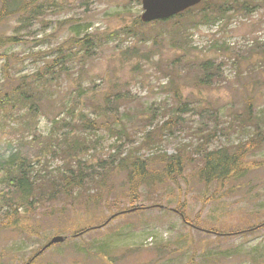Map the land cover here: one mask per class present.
Wrapping results in <instances>:
<instances>
[{
  "label": "rangeland",
  "instance_id": "obj_1",
  "mask_svg": "<svg viewBox=\"0 0 264 264\" xmlns=\"http://www.w3.org/2000/svg\"><path fill=\"white\" fill-rule=\"evenodd\" d=\"M215 1L225 13L210 11L203 19L201 10L184 13L187 8L167 24L142 21V0H23L26 11L0 20V34L16 39L0 48V89L56 60L35 117L0 112V160L12 151L37 152L32 169L47 175L59 173L70 155L74 167L99 177L84 192L87 207L78 194L73 203L69 197L67 216L58 198L43 205L34 198L38 213L14 203L0 208V264L27 263L55 235L68 239L32 264H264V227L252 231L264 223V136L248 146L257 130L241 121L249 99L264 133V0ZM76 36L88 54L72 53ZM180 57L190 62L177 63ZM81 116L97 125L67 137ZM60 117L69 121L65 129L52 127ZM148 131L162 140L136 153L153 169L134 170L135 194L134 174L128 177L118 161L129 163L121 159ZM218 149L241 164L233 179H224L229 182L212 178H223L218 167L201 168L209 150ZM173 155L182 165L167 175L164 167H176ZM7 191L0 177V193ZM135 206L140 209L72 237ZM12 209L16 218L9 217ZM233 231L242 233L218 234ZM103 247L109 256L99 252Z\"/></svg>",
  "mask_w": 264,
  "mask_h": 264
},
{
  "label": "trees",
  "instance_id": "obj_2",
  "mask_svg": "<svg viewBox=\"0 0 264 264\" xmlns=\"http://www.w3.org/2000/svg\"><path fill=\"white\" fill-rule=\"evenodd\" d=\"M207 0H202L199 5L193 6L188 8L186 11L193 10L198 8L201 10V18L205 19L206 15L211 11L216 13L217 15L223 14L226 12V8L222 3H217L215 0H212L211 4L206 3ZM23 2V0H22ZM20 0H0V20L5 18L6 15L9 13L10 15L17 12L26 11V6L23 5ZM233 4L235 5L238 0H232ZM240 4L245 6V3L241 0ZM10 7H14L10 9ZM183 12L173 16L176 17L174 19H179V15H182ZM171 17V18H173ZM170 21L169 19L164 20H156L152 22H161L167 24ZM150 22V23H152ZM77 28V27H76ZM79 33V31L77 32ZM15 37L11 35H4L0 34V48H3L6 44L14 43ZM74 46H78L77 50H72L73 54L79 53L81 50L82 53L88 54L89 47L85 40L78 39V37H74ZM4 54V53H3ZM0 53V57L3 56ZM8 58V57H7ZM6 58V59H7ZM87 60V58H85ZM188 59L184 57H180L177 59V63H188ZM10 68L7 67L6 64L3 66L4 72L7 74ZM56 73V60L53 63H45L42 67H40L35 73H33L30 77L29 75L25 77H21L22 81L17 83H11V87L6 90L0 89V112H4V116H8L9 114L19 113L23 118L25 117L26 121H29V117H35L41 111V97L43 94V88L47 83H50L54 78ZM52 77V79H51ZM208 73L205 71L202 74L201 82L205 83L208 82ZM4 79V78H3ZM187 82H192L194 79H189L188 77L183 79ZM5 94V96H3ZM10 110V113H7V110ZM244 113L246 114L247 118L241 119L242 122H247L248 125H251L255 130H257L254 136L250 139L248 146H256L260 143L258 136H264V133L261 132L262 124L259 121L258 115L255 113L253 109V104L251 100H247L244 106ZM69 124V121L65 118H56L52 121V127H56L58 129H65ZM97 125L96 122L93 120H89L84 116H81L76 123L73 124L75 126L74 129L67 130V137L71 135V131L73 130H82L85 131L89 128H95ZM125 127V126H124ZM166 127V122L163 124V128ZM162 133V131H161ZM23 136L20 137V147L23 143ZM161 135L155 136L152 131L146 132L140 139L139 145H133L131 151L128 156H124L122 160H129L131 164V170L128 173V177L131 174H134V170L137 169H147V164L143 159L137 156L136 152L144 146H150L154 142L161 141ZM73 142L76 141L74 138L71 140ZM69 141L66 138H62V143H68ZM85 144L80 143V148L83 149ZM52 148H56V143L52 145ZM20 149V148H19ZM245 150V148H243ZM21 150V149H20ZM207 151V150H206ZM206 151H203L206 153ZM210 152L207 154L205 159H202L201 162L203 166L201 167L204 170L206 166L211 165L212 167H218V174L221 175L223 178H217V175H213L212 178L220 183L227 182L224 179H231L229 174L231 173H238L240 169L239 161L234 158L232 155L228 154V151L223 149L218 150H209ZM49 155L44 154V156ZM34 157H38L37 152L34 155H30L25 153L22 155L20 151H15L9 153L8 157L4 160H0V177L2 178L3 182L7 185V189L9 191L0 193V208L8 206V208L12 205V203L16 205H20V208L24 207L26 210L28 208L31 209V212L38 213V207L34 202V198H39V202L43 205L44 201H54L55 198H58L60 201L63 202L65 209L64 216L68 215L67 206L71 205L74 202V198L76 193L81 197L80 202L84 204L85 207L89 205V197H86L84 192L87 190L88 186L93 183L97 182L99 179L98 176H95L93 172L91 173H83L81 168L74 167L72 165L73 158L69 155L67 158V164L63 167L59 173L48 172V174L38 173L35 175L33 171L32 164L34 163ZM172 164L174 166L171 169H167L164 167V172L168 175L174 172V174L179 173V170L182 165V158L181 156L173 155L171 158ZM32 162V163H30ZM88 176V177H87ZM136 175L134 174V182L131 192L138 194L139 185H137ZM86 181V182H85ZM151 183H156L155 180L151 181ZM85 184V185H84ZM85 186V187H84ZM72 196V203L68 204L69 197ZM93 197V195L91 196ZM84 199V201L82 200ZM47 203L45 211L43 214L48 212L49 206L51 203ZM60 207H58L59 211ZM13 210V209H12ZM11 210V211H12ZM17 213L13 210V213L9 214L10 218H16ZM25 215L28 213L24 212ZM179 214L181 215L184 221L187 220V216L184 214L183 211H180ZM43 216V215H42ZM98 224V223H97ZM105 224H98L93 227L85 228L79 232H76L72 235V237L80 236L81 233L90 230L91 228H98ZM257 226H254L256 228ZM252 228V230L254 229ZM65 232H71L70 230H63ZM215 232V231H212ZM238 231H233L230 234H234ZM242 232V231H240ZM225 235L228 233H224ZM106 256H109L110 248L103 247L99 251Z\"/></svg>",
  "mask_w": 264,
  "mask_h": 264
},
{
  "label": "water",
  "instance_id": "obj_3",
  "mask_svg": "<svg viewBox=\"0 0 264 264\" xmlns=\"http://www.w3.org/2000/svg\"><path fill=\"white\" fill-rule=\"evenodd\" d=\"M201 0H142L143 13L141 20L145 22L169 18ZM65 240L64 236H54L46 246Z\"/></svg>",
  "mask_w": 264,
  "mask_h": 264
},
{
  "label": "bare ground",
  "instance_id": "obj_4",
  "mask_svg": "<svg viewBox=\"0 0 264 264\" xmlns=\"http://www.w3.org/2000/svg\"><path fill=\"white\" fill-rule=\"evenodd\" d=\"M213 128H214V127H213ZM148 149H149V148H148ZM124 156H125V155H124ZM105 165H106V164H105ZM102 166H104V165H102ZM96 172H97V171H96ZM90 173H91V172H90ZM106 173H107V172H106ZM106 173H105V174H106ZM87 177H88V176H87ZM85 182H86V181H85ZM84 185H85V184H84ZM84 187H85V186H84ZM76 194H77V193H76Z\"/></svg>",
  "mask_w": 264,
  "mask_h": 264
}]
</instances>
